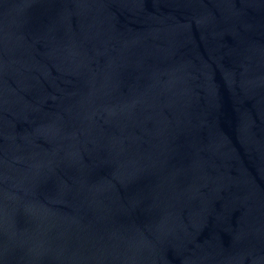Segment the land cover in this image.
<instances>
[{
	"label": "water",
	"instance_id": "95a60500",
	"mask_svg": "<svg viewBox=\"0 0 264 264\" xmlns=\"http://www.w3.org/2000/svg\"><path fill=\"white\" fill-rule=\"evenodd\" d=\"M0 264H264V87H0Z\"/></svg>",
	"mask_w": 264,
	"mask_h": 264
}]
</instances>
